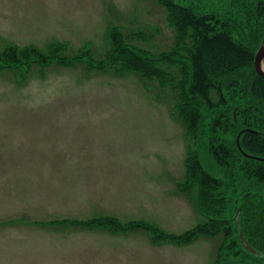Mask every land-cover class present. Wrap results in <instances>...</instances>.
Here are the masks:
<instances>
[{"label": "rangeland", "instance_id": "1", "mask_svg": "<svg viewBox=\"0 0 264 264\" xmlns=\"http://www.w3.org/2000/svg\"><path fill=\"white\" fill-rule=\"evenodd\" d=\"M225 2L201 0L246 34ZM176 30L159 0H0V264H264L223 235L157 238L219 220L179 184L190 153L224 181L206 139L216 118L192 131L177 90L109 64L122 47L159 58Z\"/></svg>", "mask_w": 264, "mask_h": 264}, {"label": "trees", "instance_id": "2", "mask_svg": "<svg viewBox=\"0 0 264 264\" xmlns=\"http://www.w3.org/2000/svg\"><path fill=\"white\" fill-rule=\"evenodd\" d=\"M159 1L177 27L171 51L151 61L135 50L122 47L118 51L119 57L111 56L113 63L109 68L124 66L151 78L149 81H158L162 88L177 90L182 99L180 114L187 128L194 132L200 129L204 111L213 120L216 118L211 134L206 137L207 145L223 169L224 181L230 191L227 197L217 196L224 181L208 172L200 159L190 153L187 173L179 183L181 189L190 195L198 193L203 209L213 212L220 208L219 220L201 223L184 235L158 233L157 238L191 240L223 235L225 241L231 243L230 247H237L240 243L241 253L244 252L246 257L264 260V255L255 256L247 251L240 240L241 228L248 242L264 253V78L256 72L254 65L256 52L264 42V0H226V5L244 13V21L251 31L241 36L237 22H223L214 12L202 8L201 0H187L193 5H183L176 0ZM117 32L119 30L113 28L110 34L115 43L121 39V32ZM40 52L34 51L28 57H33L32 61L42 59L45 56ZM179 58L183 62L177 63ZM175 65L179 70L177 74L173 69ZM250 136L261 143L248 146L245 139ZM256 148L262 151L258 152ZM232 200L238 210L231 220L223 215V211ZM110 224L119 226L115 222ZM137 224L127 225L135 226L134 229L143 225Z\"/></svg>", "mask_w": 264, "mask_h": 264}, {"label": "water", "instance_id": "3", "mask_svg": "<svg viewBox=\"0 0 264 264\" xmlns=\"http://www.w3.org/2000/svg\"><path fill=\"white\" fill-rule=\"evenodd\" d=\"M254 65H255V70L256 72L264 78V42L261 44V46L259 47V49L256 52L255 55V61H254ZM237 223H240V219L239 216L237 215ZM240 240L244 246V248L249 251L251 254L255 255V256H263L264 253L259 251L258 249H256L255 247H253L247 240V238L245 237L242 229L240 228Z\"/></svg>", "mask_w": 264, "mask_h": 264}]
</instances>
